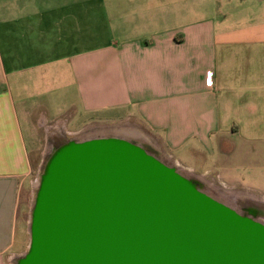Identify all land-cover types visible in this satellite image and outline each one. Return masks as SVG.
I'll use <instances>...</instances> for the list:
<instances>
[{
  "label": "crops",
  "instance_id": "0c3cea01",
  "mask_svg": "<svg viewBox=\"0 0 264 264\" xmlns=\"http://www.w3.org/2000/svg\"><path fill=\"white\" fill-rule=\"evenodd\" d=\"M65 115L261 156L264 0H0V264L29 245L34 130Z\"/></svg>",
  "mask_w": 264,
  "mask_h": 264
},
{
  "label": "water",
  "instance_id": "95a60500",
  "mask_svg": "<svg viewBox=\"0 0 264 264\" xmlns=\"http://www.w3.org/2000/svg\"><path fill=\"white\" fill-rule=\"evenodd\" d=\"M14 264H264V222L133 138L59 125Z\"/></svg>",
  "mask_w": 264,
  "mask_h": 264
},
{
  "label": "rangeland",
  "instance_id": "374dc122",
  "mask_svg": "<svg viewBox=\"0 0 264 264\" xmlns=\"http://www.w3.org/2000/svg\"><path fill=\"white\" fill-rule=\"evenodd\" d=\"M65 111L68 112V108L59 106L55 113L62 114ZM118 115L112 114L109 118H115ZM87 117L86 115L78 116L76 122H69V116L65 115L36 126L34 139L31 142L33 150L38 147V150L31 154L32 172L30 180L33 196L43 159L52 151V146L47 138L48 134L59 125H63L69 132H81L85 137L117 136L121 133L132 134L134 140L150 149L168 165L177 166L182 174L192 179L198 186L201 185L199 187L218 197L225 204L237 208L243 203H247L257 208H264V161L262 160L264 153L257 157L246 150L247 159L233 164L227 156L220 152L217 145H213L207 152L206 147L200 146L199 143L192 140L189 145L179 149L174 155H170L162 139L152 138L148 134L138 137L136 123L132 120L111 121L104 118L100 121L89 120L90 122L79 127ZM177 156L182 163H178ZM259 158L260 160L255 163L254 159ZM258 163L260 164L258 165ZM197 180L201 181V184Z\"/></svg>",
  "mask_w": 264,
  "mask_h": 264
},
{
  "label": "flooded vegetation",
  "instance_id": "af4514ba",
  "mask_svg": "<svg viewBox=\"0 0 264 264\" xmlns=\"http://www.w3.org/2000/svg\"><path fill=\"white\" fill-rule=\"evenodd\" d=\"M197 182H199V184H201L200 183L201 181L197 180ZM199 186H201V185H199ZM203 191H205V190H203ZM206 193H208V192H206ZM209 195H211V194H209ZM211 196H213L214 198L220 200L218 197H215L214 195H211ZM220 201H222V200H220ZM234 208L236 210H238L239 212H241V213H244V214H247V215H252V216L256 217L257 219H259V220L264 222V208H257L256 206L248 205L247 203H243L241 206L237 207L238 209L236 207H234Z\"/></svg>",
  "mask_w": 264,
  "mask_h": 264
},
{
  "label": "built area",
  "instance_id": "2783aa9c",
  "mask_svg": "<svg viewBox=\"0 0 264 264\" xmlns=\"http://www.w3.org/2000/svg\"><path fill=\"white\" fill-rule=\"evenodd\" d=\"M212 76H213V72H210L209 73V82H210V84L213 83Z\"/></svg>",
  "mask_w": 264,
  "mask_h": 264
}]
</instances>
